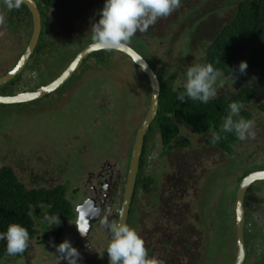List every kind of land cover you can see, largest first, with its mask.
<instances>
[{
  "label": "flooded vegetation",
  "instance_id": "obj_1",
  "mask_svg": "<svg viewBox=\"0 0 264 264\" xmlns=\"http://www.w3.org/2000/svg\"><path fill=\"white\" fill-rule=\"evenodd\" d=\"M34 1L48 46L38 54L37 45L20 72L0 86V96L41 90L93 45L91 26L98 21L104 0H77L76 5L58 0L52 6ZM249 1L181 0L180 7L169 16L158 19L146 32L138 31L128 47L146 61L160 86L167 80L176 89L183 87L187 68L209 64L213 42ZM8 11L0 0V77L18 65L31 37L26 38L30 26L23 8L11 10V15ZM67 34L71 36L66 47L68 58L59 69H50L44 62L51 60L53 52L58 61L62 58L58 50ZM167 36H171L169 47L174 46V50L164 58L152 44L164 47ZM176 38L180 48L174 44ZM97 52L106 54L94 57ZM195 54L197 59L191 63ZM241 61L248 64L246 73H224L211 100L240 102V116L253 122L254 136L243 141L230 136L227 142L220 138L213 143L212 131L199 133L176 121L178 135L165 137L158 130L147 138L156 114L141 145L135 175V143L150 111L152 88L146 73L126 53L93 52L68 79L82 75L92 83L91 92L97 93L98 104L90 118L85 116L80 121L64 117L59 128L41 134L0 128V204L16 206L12 223L22 225L29 233V247L23 254L9 256L6 241L0 240V264H67L56 252V246L64 240L79 251L77 264H111L104 251L111 238L106 222L126 223L133 228L144 241L148 257L159 264H236L240 244L237 197L246 179L264 176V74L249 65L247 52L235 61L234 69ZM91 73L97 74V80ZM180 79L183 82L178 84ZM68 80L43 97L53 95L55 99L46 102L42 111L69 107L81 86L75 79L62 90ZM248 89L250 101L242 102L238 94ZM257 94L260 103L255 101ZM224 111L228 113V107ZM262 184L264 179H256L244 188L242 264H264ZM59 188L72 207L73 217L56 212L48 203H30V221L25 223V207L19 197L26 192L37 198L43 190ZM45 214L56 215L59 226H48ZM8 225L0 223V233L6 232Z\"/></svg>",
  "mask_w": 264,
  "mask_h": 264
},
{
  "label": "clouds",
  "instance_id": "obj_2",
  "mask_svg": "<svg viewBox=\"0 0 264 264\" xmlns=\"http://www.w3.org/2000/svg\"><path fill=\"white\" fill-rule=\"evenodd\" d=\"M23 0H4L6 8L11 11L19 9ZM181 0H104L100 9L98 21L91 26L93 47L105 52L123 51L128 47L132 37L139 31L147 29L162 17H167L180 7ZM248 68L246 61H241L238 69L245 74ZM224 73L212 64H195L187 68L183 91L177 93V99L199 101L207 104L216 96L217 81ZM243 105L240 102L228 104V115L223 118L221 129L233 133L243 141L254 133L251 131L253 122L240 116ZM213 143L220 140V135L212 133ZM44 219L48 226H59L60 220L56 215ZM111 238L104 251L107 252L111 264H159L154 258H149L144 247V241L138 233L126 223L112 222L107 224ZM83 235V232H81ZM0 240L6 241V253L9 256L23 254L29 247L28 230L20 224L12 223L6 232L0 233ZM51 243V242H50ZM56 252L67 264H77L79 251L68 240L56 246Z\"/></svg>",
  "mask_w": 264,
  "mask_h": 264
},
{
  "label": "trees",
  "instance_id": "obj_3",
  "mask_svg": "<svg viewBox=\"0 0 264 264\" xmlns=\"http://www.w3.org/2000/svg\"><path fill=\"white\" fill-rule=\"evenodd\" d=\"M45 6H52L58 0H38ZM21 7L25 11L27 24L30 26V32L26 38L32 33V20L30 10L22 3ZM11 15V11H8ZM45 33L41 34L36 53H42L43 48L48 46L44 39ZM247 52V60L251 67L260 69L264 74V0H251L244 3L238 11L236 17L228 23L213 42L209 52V64L219 69L225 74L232 73L234 63ZM103 52H97L93 56H105ZM183 91V87L175 88L167 80L161 83L159 110L151 129L147 134V138H152L154 134L165 135L169 134L176 136L179 134L180 126L176 121L186 125L189 129L199 132H216L225 142L230 136H235L233 133L224 132L221 129L223 118L228 115L224 110L228 104L225 99L210 100L207 104L199 101L185 100L181 102L177 99V93ZM242 102H249L251 91L245 90L242 94ZM4 96V95H3ZM236 98L235 96H233ZM228 145V144H226ZM3 174V171L1 172ZM6 173L11 174L7 171ZM1 190V188H0ZM61 188L55 191H41L37 198L24 192L23 198L19 197L20 203L25 207L23 216L24 222L30 221L28 214V206L30 203L34 205L48 203L58 213H66L73 217L72 207L66 199L65 193ZM11 201L13 199L4 196ZM3 200V195L0 191V201ZM24 202V204H23ZM16 206L5 202L0 204V223L3 225L12 223V213H16ZM10 219V220H9Z\"/></svg>",
  "mask_w": 264,
  "mask_h": 264
},
{
  "label": "rangeland",
  "instance_id": "obj_4",
  "mask_svg": "<svg viewBox=\"0 0 264 264\" xmlns=\"http://www.w3.org/2000/svg\"><path fill=\"white\" fill-rule=\"evenodd\" d=\"M66 1L68 4L71 5H76L79 2L77 0H66ZM70 37L71 36L67 34L63 38H61L63 42L58 52L59 54L62 55V58L59 61L58 58L56 57L58 55H56L55 52L52 53L53 56L50 61L45 60L44 63H46V65L50 69H53L54 67H57L59 69L62 66V64L65 63L64 61L65 58L66 59L68 58L67 56L68 49L66 47H69L68 43L71 40ZM172 41L173 40L171 36H167L166 40L164 41V47L160 48L157 44L155 45L152 44V48L160 57L163 56L165 58L168 55L170 56L169 53L170 49L171 51L174 50V46H172L171 48L169 47L170 42ZM174 44L178 48H180L179 39L176 38V40H174ZM58 45L56 44V47H60V45L59 46ZM196 59L197 58L195 54V57L192 58L191 63L196 61ZM170 60L173 61L174 58L172 57ZM80 72L81 71H79V73ZM91 77H93L94 80H97L98 78L97 74H92ZM253 77L256 78V75H253ZM75 79H78L81 88L78 91H76V93H74L75 97L74 99L69 101V107L63 109L58 107H51L48 108L47 110L42 111L41 108L42 106H44L46 102L49 103L55 99L53 95L45 99L42 98L37 102L35 101L27 104L25 103L19 105L18 104L7 105L6 107L0 108L2 109V112L0 114V128L1 129L8 128L10 131L13 132H18V131L24 132L27 135L41 134V133H46L49 130L54 131L55 129L59 128L60 122L64 117H68L72 120H80V121L84 120L85 116H88L90 118L92 114L96 112L97 104H98V96L96 95L97 93L91 92L92 83L90 82L87 83V80H84L82 78V75L78 78L76 76H73L71 80H68L67 82L68 84L66 86L64 85L61 89L66 90V88H68L69 85L75 83L74 81ZM181 82H183L182 79L179 80L178 84H180ZM257 87L258 85H255V88ZM90 92L93 94H90ZM259 100L260 97L257 94V97H255V101L257 103H260ZM260 187L262 188L263 191L264 184L260 185Z\"/></svg>",
  "mask_w": 264,
  "mask_h": 264
},
{
  "label": "water",
  "instance_id": "obj_5",
  "mask_svg": "<svg viewBox=\"0 0 264 264\" xmlns=\"http://www.w3.org/2000/svg\"><path fill=\"white\" fill-rule=\"evenodd\" d=\"M23 3L27 6V8L30 10V13H31L32 34H31L27 49L24 52L18 65L8 74L0 77V86L9 83L20 72L23 66L26 65L29 58L32 56L33 52L35 51L37 45L39 44L41 34L43 31L42 18H41L40 11H39L36 1L23 0ZM96 51L98 50L95 49L93 45H89L80 54H78V56L76 57L74 62L71 64V66L54 82L43 87L41 90L37 92L26 93V94H14L11 96H0V105L7 106V105L31 103V102H34L40 98H43L49 95L50 93L58 89L60 86H62L72 76L74 71L80 66V64L83 62L85 57H87L88 55ZM120 52L126 53L129 57H131L135 61V63H137L141 67V69L146 73L150 81L151 88H152L150 111L142 127L140 128L138 132L137 140L135 143L133 162H132V172H133V175H135V170H136V167L139 161V153H140L141 145L143 143L144 137L150 126L151 121L155 118V115L158 112L159 100H160V83L158 81L157 76L150 68V66L135 51L127 47L125 50L120 51ZM260 175L252 176L246 179L237 197V227L239 230L238 239L240 241V244H239V254L237 257L236 264H242V261L245 256V249H244L243 235H242V229L244 228V193H245L244 188L247 187L252 181L256 179H264V176H260Z\"/></svg>",
  "mask_w": 264,
  "mask_h": 264
},
{
  "label": "bare ground",
  "instance_id": "obj_6",
  "mask_svg": "<svg viewBox=\"0 0 264 264\" xmlns=\"http://www.w3.org/2000/svg\"><path fill=\"white\" fill-rule=\"evenodd\" d=\"M129 217V216H128ZM237 248V247H236Z\"/></svg>",
  "mask_w": 264,
  "mask_h": 264
}]
</instances>
